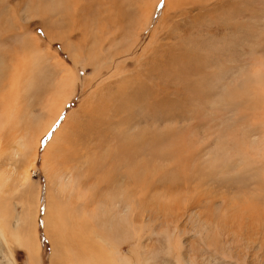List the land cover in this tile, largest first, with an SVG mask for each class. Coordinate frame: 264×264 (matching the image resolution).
I'll return each instance as SVG.
<instances>
[{
    "label": "rangeland",
    "instance_id": "374dc122",
    "mask_svg": "<svg viewBox=\"0 0 264 264\" xmlns=\"http://www.w3.org/2000/svg\"><path fill=\"white\" fill-rule=\"evenodd\" d=\"M0 226L2 264H264V0H0Z\"/></svg>",
    "mask_w": 264,
    "mask_h": 264
},
{
    "label": "bare ground",
    "instance_id": "6f19581e",
    "mask_svg": "<svg viewBox=\"0 0 264 264\" xmlns=\"http://www.w3.org/2000/svg\"><path fill=\"white\" fill-rule=\"evenodd\" d=\"M202 41V40H201ZM194 47V46H193ZM202 52V51H201ZM207 53V52H206ZM199 57V56H198ZM199 60V59H198ZM202 60V59H201ZM175 67V66H174ZM169 68V67H168ZM171 69V68H170ZM169 69V70H170ZM168 71V70H167ZM205 71V70H204ZM195 72H197V71H195ZM199 72V71H198ZM197 72V73H198ZM99 73H101V71H99ZM114 73V72H113ZM113 73L110 75V77L111 76H113ZM174 73V72H173ZM177 73V72H176ZM193 73H194V71H193ZM206 73V72H205ZM164 74V73H163ZM202 74V73H201ZM70 75V74H69ZM188 75V74H187ZM186 75V76H187ZM191 75V74H190ZM205 75V74H204ZM71 76V75H70ZM171 77V76H170ZM71 78H73V77H71ZM176 78V77H175ZM185 78V77H184ZM190 78H192V75H191V77ZM189 78V79H190ZM70 79V78H69ZM75 79V78H74ZM171 79H172V81L174 80L172 77H171ZM179 79V78H178ZM183 80V79H182ZM75 81V80H74ZM172 81H169L168 83H172ZM178 81V80H177ZM192 81H193V79H192ZM195 82V81H194ZM69 83V82H68ZM70 83H71V81H70ZM74 83V84H73ZM72 84H73V89H72V92L70 93V94H73L74 93V91H75V82H73ZM179 83V82H178ZM184 83V82H183ZM186 83V82H185ZM64 84H65V82H64ZM172 84H174V83H172ZM175 84H177L176 82H175ZM192 84V83H191ZM66 85V84H65ZM185 85V84H184ZM187 85V84H186ZM193 85V84H192ZM192 85H190V87L192 86ZM200 85H201V81H200ZM163 86H165V85H163ZM176 85H174V87H175ZM179 86H182V85H180L179 84ZM174 87H173V89H174ZM178 87V86H177ZM176 87V88H177ZM186 87V86H185ZM172 88V87H171ZM179 88V87H178ZM177 88V89H178ZM183 88H184V86H183ZM189 88V87H188ZM192 88V87H191ZM172 89V90H173ZM177 89H175V90H177ZM71 90V89H70ZM95 90H97V89H94V90H92V91H90L91 93L93 92V91H95ZM196 90V89H195ZM198 90V89H197ZM196 90V91H197ZM184 91H185V89H184ZM190 91H191V89H190ZM193 91V90H192ZM194 92V91H193ZM173 93V92H172ZM189 93L190 92H188V95H186V96H190L189 95ZM175 94V93H174ZM185 94V93H184ZM187 94V93H186ZM195 95V94H194ZM185 96V95H184ZM185 96V97H186ZM191 96H193V94L191 93ZM190 96V97H191ZM69 96H67V98H68ZM105 97V96H104ZM144 97V94L142 93V92H136V94H135V96H134V102H138L139 100H141L142 98ZM194 97V96H193ZM197 97V96H196ZM196 97H194L195 99L194 100H197L196 99ZM201 97V96H200ZM199 97V98H200ZM66 98V96H65V99H67ZM150 98V97H149ZM192 98V97H191ZM198 98V97H197ZM70 99V98H69ZM184 99V98H183ZM188 99V98H187ZM186 100V99H185ZM202 100V99H201ZM65 101V100H64ZM63 101V102H64ZM110 100H108L107 99V102H109ZM184 101V100H183ZM186 102V101H185ZM52 103V102H51ZM50 103V104H51ZM65 103V102H64ZM162 103H164V102H162ZM161 103V104H162ZM191 103V102H190ZM49 104V105H50ZM166 104V103H165ZM188 105H189V103H187ZM194 104V103H193ZM199 104V103H198ZM153 105H154V103H153ZM54 106V105H53ZM59 106V105H58ZM57 106V107H58ZM62 106H63V104H62ZM109 107H111L110 105H108ZM190 106V105H189ZM60 108V107H59ZM59 108H57V109H59ZM190 108H192V107H190ZM56 109V110H57ZM63 109V108H62ZM61 109V110H62ZM176 109H177V107H176ZM54 110V109H53ZM190 110V109H189ZM182 111V110H181ZM58 112H61V111H58ZM57 112V113H58ZM184 112V111H183ZM188 112V111H187ZM193 112H194V110H193ZM197 112V111H196ZM182 113V112H181ZM194 114H195V112H194ZM89 115H98V116H101L102 115V110H101V108H100V106L99 105H94L92 108H91V110H90V114ZM54 116V115H53ZM57 117H58V114H57ZM173 117V116H172ZM55 123V118L54 119H51V121H50V123L47 125V127L44 129V131H43V133L44 132H46V131H48L52 126H53V124ZM95 123H99V121H92L90 118H88L87 119V124L90 126V127H92L94 130L96 129V126H95ZM85 125V124H84ZM84 125H83V127H84ZM83 127H82V129H83ZM81 129V130H82ZM38 142H39V140L37 141V144H38ZM115 157V156H114ZM27 173V172H26ZM28 175V174H27ZM24 176V175H23ZM27 179H28V177H26ZM125 206V205H124ZM130 211V206L129 205H126L125 206V210H123V213L122 212H120L121 214H124V215H126L128 212ZM120 214V215H121ZM127 216V215H126ZM182 217V216H181ZM4 233V229H2V226H0V236L2 235ZM18 240V239H17ZM31 242V241H30ZM34 245V244H33ZM38 246V245H37ZM34 247H35V250H34V252L32 251V250H30V253H31V256H30V264H35L36 262H37V256H38V254H37V250H36V246L34 245ZM38 249V248H37ZM1 250V249H0ZM8 251V250H7ZM113 253H114V256H115V264H129L130 262H129V260H130V258L128 257V256H126V255H120L119 254V249H116L115 248V250H113ZM9 254H13V253H11V252H9L8 254H7V257L9 256ZM13 256V255H12ZM89 258V257H88ZM86 259V261H85V263L84 264H94V262H92V260L90 261V258L89 259ZM65 259L64 258H62L61 260H60V264H63V261H64ZM82 260H84V259H82ZM0 264H2V263H0Z\"/></svg>",
    "mask_w": 264,
    "mask_h": 264
},
{
    "label": "snow or ice",
    "instance_id": "6c2138e0",
    "mask_svg": "<svg viewBox=\"0 0 264 264\" xmlns=\"http://www.w3.org/2000/svg\"><path fill=\"white\" fill-rule=\"evenodd\" d=\"M159 4L162 6L164 0H158ZM55 126V125H54ZM52 132L45 133L44 137L41 140L42 145H46L47 141L51 139ZM16 255L13 257L9 254L8 257L5 258L4 264H29L28 261V249L23 244H18L16 246Z\"/></svg>",
    "mask_w": 264,
    "mask_h": 264
}]
</instances>
